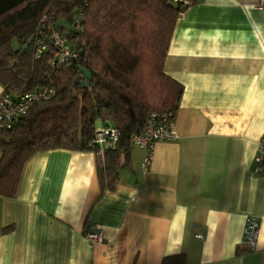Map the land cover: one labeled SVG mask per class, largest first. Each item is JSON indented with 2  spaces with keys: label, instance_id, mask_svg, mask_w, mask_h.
<instances>
[{
  "label": "crops",
  "instance_id": "crops-1",
  "mask_svg": "<svg viewBox=\"0 0 264 264\" xmlns=\"http://www.w3.org/2000/svg\"><path fill=\"white\" fill-rule=\"evenodd\" d=\"M163 71L182 92L174 141L144 171L132 146L101 190L93 151L41 150L0 195V264H264V0H200L178 17ZM3 87L0 84V94ZM259 223L254 250L240 243ZM85 227L103 239L90 242Z\"/></svg>",
  "mask_w": 264,
  "mask_h": 264
},
{
  "label": "trees",
  "instance_id": "trees-1",
  "mask_svg": "<svg viewBox=\"0 0 264 264\" xmlns=\"http://www.w3.org/2000/svg\"><path fill=\"white\" fill-rule=\"evenodd\" d=\"M199 1L0 0L3 90H56L0 131V195L13 197L25 162L55 148L93 151L100 189L113 190L130 164L131 135L143 130L149 113L177 109L182 87L163 62L177 17ZM42 24L61 31L75 56L58 63L48 43L35 58ZM80 67L91 74L87 86L77 82L84 79ZM97 123L118 132L101 154L93 141ZM160 264H183V255L164 256Z\"/></svg>",
  "mask_w": 264,
  "mask_h": 264
},
{
  "label": "built area",
  "instance_id": "built-area-1",
  "mask_svg": "<svg viewBox=\"0 0 264 264\" xmlns=\"http://www.w3.org/2000/svg\"><path fill=\"white\" fill-rule=\"evenodd\" d=\"M44 19H42L43 21ZM45 28V29H44ZM47 30L48 33L44 34ZM39 37L34 43V57L38 58L43 50L51 43L55 49V57L58 63L75 56V51L70 46L64 34L50 25H40L37 30ZM54 86H42L32 90H18L16 88L3 90L0 94V131L11 128L27 110L36 102L46 100L55 94ZM172 114L152 112L146 117L144 128L140 133H134L130 137L132 146H137L143 151L141 167L146 171L153 158L154 145L158 141H174L178 134L173 126ZM118 132L115 128L96 124L93 141L97 144L99 153L108 147L115 145ZM255 168L258 171L264 166V132L257 142L255 154ZM259 223L253 217H247L243 228V236L240 241L247 250H254L258 236ZM82 235L90 242L102 241L100 232L85 227Z\"/></svg>",
  "mask_w": 264,
  "mask_h": 264
},
{
  "label": "water",
  "instance_id": "water-1",
  "mask_svg": "<svg viewBox=\"0 0 264 264\" xmlns=\"http://www.w3.org/2000/svg\"><path fill=\"white\" fill-rule=\"evenodd\" d=\"M80 71L82 72L84 79L78 80L77 82L80 83L82 86H87V81L91 79V74L87 69L83 67H80Z\"/></svg>",
  "mask_w": 264,
  "mask_h": 264
},
{
  "label": "rangeland",
  "instance_id": "rangeland-1",
  "mask_svg": "<svg viewBox=\"0 0 264 264\" xmlns=\"http://www.w3.org/2000/svg\"><path fill=\"white\" fill-rule=\"evenodd\" d=\"M13 45H14V46H16V45H17V43H16V41H15V40H13Z\"/></svg>",
  "mask_w": 264,
  "mask_h": 264
}]
</instances>
